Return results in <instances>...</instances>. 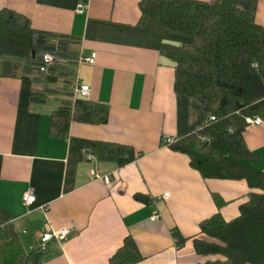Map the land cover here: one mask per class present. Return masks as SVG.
Masks as SVG:
<instances>
[{"label":"crops","instance_id":"crops-1","mask_svg":"<svg viewBox=\"0 0 264 264\" xmlns=\"http://www.w3.org/2000/svg\"><path fill=\"white\" fill-rule=\"evenodd\" d=\"M141 2L0 0V11L25 16L35 31L76 39L79 59L96 54L93 65L77 63L75 89L88 85L87 101L108 108L106 124L72 122L66 138H55L51 117L66 98L55 92L59 83L37 86L46 96L34 101L36 85L23 78V63L11 76L16 63L0 59V209L28 251L45 233L69 230L65 242L46 245L39 264H110L126 238L138 247L134 264H202L193 244L208 239L200 224L217 214L237 219L250 193H260L245 180H206L189 157L163 145L197 133L207 116L175 92L174 65L160 52L187 40L152 22L139 27ZM255 19L264 28V0ZM258 117L262 124L243 136L264 173V115ZM97 142L132 147L139 157L123 167L101 162ZM30 191L36 201L26 206Z\"/></svg>","mask_w":264,"mask_h":264},{"label":"trees","instance_id":"trees-1","mask_svg":"<svg viewBox=\"0 0 264 264\" xmlns=\"http://www.w3.org/2000/svg\"><path fill=\"white\" fill-rule=\"evenodd\" d=\"M257 3L142 0L140 4L139 27L152 22L187 40L164 44L160 52L174 65L175 92L194 99L207 116L200 131L178 140L171 149L189 157L191 167L206 180H245L251 190L260 192L250 193L237 219L226 222L217 214L200 224L208 239H194L193 244L204 258L202 264H264V173L256 170L259 155L248 149L243 136L245 119L264 115V28L255 19ZM78 46L74 38L35 31L23 15L0 11V59L16 63L11 76L23 63V78L32 77L36 85L32 100H42L48 86L64 83L66 98L51 117L55 138H66L72 122L108 121L106 106L74 96ZM42 52L59 58L47 72L40 70ZM39 85L45 91L37 89ZM93 152L99 161L120 167L139 157L132 147L103 142H97ZM41 256L39 248L24 247L9 215L0 209V263L39 264ZM139 259L136 242L126 238L110 264H134Z\"/></svg>","mask_w":264,"mask_h":264},{"label":"built area","instance_id":"built-area-1","mask_svg":"<svg viewBox=\"0 0 264 264\" xmlns=\"http://www.w3.org/2000/svg\"><path fill=\"white\" fill-rule=\"evenodd\" d=\"M84 6L80 5L79 6V12H83L84 11ZM59 60V58L57 56H55L53 53L50 52H42L40 53V61H41V66H40V70L42 72H47L48 69L52 66H54V64L56 63V61ZM96 60V54L91 55V57L88 58H80L78 60V64H88V65H93L95 63ZM75 98L79 97V98H83V99H88L90 96V87L88 85L82 84L79 85L76 89H75V94H74ZM215 118L211 117L210 118V122H214ZM245 123H246V128H253V127H257L260 126L262 124V120L259 117H248L245 119ZM207 125H209V123H207ZM177 141L171 138H166L163 141V145L165 147H171L172 145H174ZM94 179H104L105 181L109 182V177H102L101 175L97 174V173H93L92 174ZM167 197V195H165V198ZM36 198L33 195V193L27 192L23 195V203L26 206H31L35 203ZM154 221L158 220V217L155 216L153 218ZM69 237V230L68 229H62L58 232H47L44 235H42L41 239H40V251H43L46 247V245L52 241H58L60 243L65 242Z\"/></svg>","mask_w":264,"mask_h":264},{"label":"rangeland","instance_id":"rangeland-1","mask_svg":"<svg viewBox=\"0 0 264 264\" xmlns=\"http://www.w3.org/2000/svg\"><path fill=\"white\" fill-rule=\"evenodd\" d=\"M60 81H63V80H60ZM56 87L57 89L55 90L56 94H59V92L62 94L64 91H63V87H64V83L63 82H59V84L57 86H54ZM50 99V97H49Z\"/></svg>","mask_w":264,"mask_h":264}]
</instances>
